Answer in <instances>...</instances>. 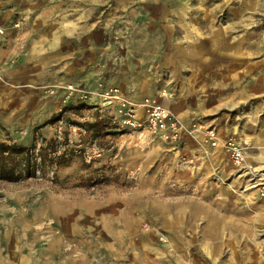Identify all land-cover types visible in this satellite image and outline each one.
<instances>
[{
	"label": "rangeland",
	"instance_id": "1",
	"mask_svg": "<svg viewBox=\"0 0 264 264\" xmlns=\"http://www.w3.org/2000/svg\"><path fill=\"white\" fill-rule=\"evenodd\" d=\"M89 6L81 42L38 44V102L0 111V142L29 146L38 129L72 150L44 178L0 183V264H264V0ZM164 99L188 117L169 106L176 144L127 123ZM96 118L117 133L72 125Z\"/></svg>",
	"mask_w": 264,
	"mask_h": 264
},
{
	"label": "crops",
	"instance_id": "2",
	"mask_svg": "<svg viewBox=\"0 0 264 264\" xmlns=\"http://www.w3.org/2000/svg\"><path fill=\"white\" fill-rule=\"evenodd\" d=\"M90 1L94 2L0 0V24L5 28V33L0 36V111L8 106L23 109L38 102L34 86L44 72L39 61L38 44L41 41L81 42V37L86 38L85 28L95 9L89 6ZM12 23H17L19 28H14ZM56 27L60 28L59 32H55ZM18 42L26 43L21 53L17 50ZM28 43L32 44L31 47ZM85 64V61L69 64L70 73L84 76ZM115 81L124 82L121 77H116ZM161 103L165 107H172L171 110L184 120L188 119L178 105L171 106L166 99Z\"/></svg>",
	"mask_w": 264,
	"mask_h": 264
},
{
	"label": "trees",
	"instance_id": "3",
	"mask_svg": "<svg viewBox=\"0 0 264 264\" xmlns=\"http://www.w3.org/2000/svg\"><path fill=\"white\" fill-rule=\"evenodd\" d=\"M58 117V116H57ZM55 120H50L52 123ZM72 125L82 128L92 141L104 136L113 135L115 129L111 119L96 118L94 122ZM29 146L12 141L0 142V183L19 186L22 183L44 178L48 171H55L59 167L67 166L72 150L60 152L62 144L57 139H45L39 136L38 129ZM37 133V135H36ZM40 140V145H39ZM39 145V146H38Z\"/></svg>",
	"mask_w": 264,
	"mask_h": 264
},
{
	"label": "built area",
	"instance_id": "4",
	"mask_svg": "<svg viewBox=\"0 0 264 264\" xmlns=\"http://www.w3.org/2000/svg\"><path fill=\"white\" fill-rule=\"evenodd\" d=\"M16 27L17 25L14 24ZM5 32V28L0 24V36ZM67 94H72V87L67 88ZM163 93L160 98H164ZM143 109L144 115L142 118H137L134 114L135 110L129 108L127 123L132 126H140L142 123L149 132L158 137L161 141L169 144H176L181 140V135L184 132L183 124L172 114L168 107H165L159 100H144L139 106ZM142 120V122H140ZM206 137L212 145L216 144V136L213 130L206 132ZM231 150V157L236 163L242 161L240 150L228 143Z\"/></svg>",
	"mask_w": 264,
	"mask_h": 264
},
{
	"label": "bare ground",
	"instance_id": "5",
	"mask_svg": "<svg viewBox=\"0 0 264 264\" xmlns=\"http://www.w3.org/2000/svg\"><path fill=\"white\" fill-rule=\"evenodd\" d=\"M143 115H144V112H143V109H142V117H143ZM256 144H260V142L258 141V142H256Z\"/></svg>",
	"mask_w": 264,
	"mask_h": 264
}]
</instances>
